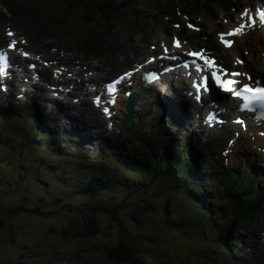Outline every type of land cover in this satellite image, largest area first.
<instances>
[{"label": "rangeland", "instance_id": "1", "mask_svg": "<svg viewBox=\"0 0 264 264\" xmlns=\"http://www.w3.org/2000/svg\"><path fill=\"white\" fill-rule=\"evenodd\" d=\"M4 1L6 0H0V44L2 46L8 43L6 36L8 31L18 32L20 36L29 39L30 45L32 47L34 45L33 49L45 52L49 56V61L54 60L58 63L60 59L66 64H75L76 69L80 68L83 73L86 69H89L94 74L96 82L110 80L117 74L124 72L128 67H131L140 51L148 48L153 38L160 35L169 37L172 32V36H178L188 42L194 49L205 44L209 51L217 55L227 67L235 68V60L233 61V57H230L224 48L216 47L213 43H207L208 40H215L211 11L204 14L195 8V13L192 12V16L179 15L178 12V23L187 29L182 32L180 29H176L175 23L162 22V18L167 14L166 11L169 8L173 10L175 4H177L175 0H155L149 3L143 1L140 8L130 6L128 11L131 13H145L142 15L147 16V22L143 20L144 17L142 16H140L142 18L141 22L138 23L127 24L125 21H121L119 28L123 32H118L117 36H110L108 41L109 46L118 45L113 48L117 52L122 50L118 42L122 43L123 40L129 42L131 48L129 52L132 55L125 58L120 54H111L105 56L103 63L83 55L73 45V41L77 44L80 42L84 48V44L79 39L78 30L68 27L67 24V28L62 27L61 29V26L55 24L54 19L46 21L39 18L38 26L40 27L51 29V26H56V30L61 29L62 32H68L66 35L63 32L62 37L57 36V39L48 43L30 33L37 32L33 28L29 29L30 32H24L25 21L17 23L16 17H14L18 26L11 22L9 12L17 11L20 14L22 9L20 5L24 3L32 4L35 0H7L9 6L13 5L12 10H10V7L7 9ZM75 1L78 2V0ZM83 1L93 9L96 6L95 2L100 0ZM194 1L188 0V3L193 5ZM56 3L57 0L38 1L39 7L42 6L50 10L52 9L50 4L54 5ZM4 7L7 9L6 11ZM212 12L214 13V11ZM55 14L60 17L59 14ZM196 18L199 19L200 23L203 22L205 29L212 30V33H204L208 38H201L202 30L192 32L196 29H191L189 22H194ZM129 22H131V19ZM145 25L148 33L143 41H138L142 39L131 36L135 26ZM43 36L45 35L43 34ZM133 41H138V46L135 48H132ZM110 56L113 60H106ZM74 59H78V62ZM86 75L90 76V74ZM23 82L26 81L23 80ZM24 92L25 90L18 83L10 85L6 92L0 90V264H112L102 251L116 245L115 243L119 239L117 232L120 227L123 228L122 232L129 231L136 235L138 242L145 249L150 247L155 253V255L147 253L141 255L142 264H165L164 259L161 261L157 257L160 256L159 253L171 257L178 264H182L184 261L187 264H205L207 262L204 260L206 258L203 257V254L207 255L212 250L211 245L205 246L204 250L200 252V249L205 245L204 233H206V228H202L198 224L199 215L194 208L191 212L187 204L183 203L182 206V197L179 195L180 189L174 187L165 190L158 178L152 179L149 176L137 180L130 169L123 168L119 162L109 157L110 151L105 148L107 147L106 144L102 145L106 150L101 146L88 148L87 145L86 147L85 143L87 141L91 142L86 136H90L91 133L96 137L105 138L95 131L94 120L88 113L80 114L75 110H67L62 113L60 110L59 112L47 106V102L40 98L39 93L36 94L37 97L28 99L22 97L27 94ZM36 107L38 111L35 109ZM43 107L45 110L47 108L45 112L48 113L40 109H43ZM152 110L153 112L148 113L145 109L144 114L137 115L134 122L130 124L129 133L138 138L132 146L127 145L124 141L125 133L120 134L117 139H112V141L121 146L119 151H123L128 147L131 154H141L136 148L140 151L143 150L139 142L141 138H144V140H147L145 145H149L155 151L150 155L151 163L155 159H159L161 164L165 165L164 168L168 167L172 171H184L175 148L166 141L171 137L170 134L176 133V129L172 130L171 116L166 117L167 121L161 123V121L158 122L159 117H162L161 114L155 113L154 109ZM155 116H158V118L155 119ZM41 119H47V121L44 120V123ZM24 121H28V123ZM29 126H32L35 132L32 133V130H30V136L37 138L39 144L31 141L25 144L22 133ZM80 127H84L81 133L83 136L81 141L74 138L77 132H80ZM19 134H21L20 137ZM186 134L188 135V132ZM179 139L181 138L178 136L177 140ZM194 139L204 144L205 140L201 136L197 135ZM208 140L210 141V138ZM41 142L45 143L41 145ZM223 142H226L224 137ZM101 143L102 140H99L98 145H101ZM211 146L210 148H213L211 158L214 157L218 168L219 151L222 150L224 145L217 148L216 143L211 142ZM6 151L8 152L7 158L4 157ZM170 162L176 168L170 167ZM149 167L153 168V165L150 164ZM97 173L113 180V187L116 186L107 194L103 188L99 187L103 193H100L102 196H99L97 201L106 206L110 205V210L118 212V219L112 221V215L102 213L100 216H96L102 228V232L98 237L86 239L83 234L81 237H74L72 234L82 228L78 222L86 224L87 220H91L89 216L93 214V210L87 206L86 201L78 202L87 199V197L81 199L84 195H81L79 190L88 184L87 180L84 181V179ZM82 181L83 184L81 185ZM214 182L216 189L217 185L220 184ZM202 185L204 184L201 183ZM224 185H221L222 191ZM175 186H180L185 191L189 187L187 183L182 181L176 183ZM125 194L132 196L128 200L138 198L154 201L156 214L150 215L149 213V216H144V219L140 220L139 223L134 218L131 219L130 207H121L116 204L117 201L125 198ZM133 206L135 207V205ZM186 217L191 224H195L193 229L183 228L180 218L186 219ZM174 225L179 227L174 228ZM239 226V237L243 240V244H235L234 251L245 250L250 245L253 246L256 241L255 235L261 228L260 225L254 228L253 232L248 225L239 222ZM153 227H157V230L155 231ZM151 231L155 232L153 236L154 238L157 237V240L148 244L146 235ZM12 235L13 240L9 238ZM92 246L98 252L93 254ZM20 257H25V262L21 263ZM259 258L264 261V256H259ZM127 264L137 263L127 262Z\"/></svg>", "mask_w": 264, "mask_h": 264}, {"label": "trees", "instance_id": "2", "mask_svg": "<svg viewBox=\"0 0 264 264\" xmlns=\"http://www.w3.org/2000/svg\"><path fill=\"white\" fill-rule=\"evenodd\" d=\"M39 1V0H37ZM138 0H129V4L124 6L123 2L120 4V0H118V4L115 0H100L96 1V6L92 9L90 8L83 0H57L56 4H50L52 6V9H45V7H39L32 4H25L23 9H21V15L24 18L25 23L34 24L35 26H38V19L41 18L43 20H50L54 19L55 24L62 27L69 26L71 28H74L79 34V39H81V42L84 44V49L87 53H99L101 55L106 54L109 51H113L111 47L108 48V45L106 44V38L114 35L115 33H118L119 27L116 28V25H121V21H126L130 19L132 16L135 17V20L137 19L136 15L128 11V8L131 4H135ZM151 1V0H148ZM8 7L12 8L8 5ZM27 10V11H26ZM59 14L60 17L55 14ZM18 14L17 11H15V16ZM29 15V16H28ZM20 16V15H19ZM129 21V20H128ZM67 24V25H66ZM103 24V26H102ZM99 25L101 27V30H96L95 26ZM106 26V27H105ZM86 27V29H85ZM61 29H58L62 31ZM122 32V31H121ZM68 34V32H65V35ZM80 46L82 44L79 42ZM83 47V46H82ZM101 52V53H100ZM104 52V53H103ZM4 157H8V152L6 151L4 153ZM136 165V164H135ZM156 165H159V167L162 165L161 162H156ZM163 167V165H162ZM135 168H140L139 166H135ZM162 169V168H160ZM156 178L159 176L164 177L166 180L163 181V184H170L169 187L172 186L171 180L172 176H165L161 171L153 173ZM182 177V176H181ZM187 181H191L193 183V178L188 177ZM104 179H100L102 182ZM107 183L102 184L101 189L103 188L106 193L111 192V188L109 184H112L110 180H105ZM199 186L196 183L194 189L190 190L192 192L190 195L198 200H201L203 202V199L201 197H198V190ZM95 183L94 176L91 178V181L88 182L87 187L83 188L82 193L86 197L94 198L96 195L101 193V190ZM201 193V192H200ZM63 206V205H62ZM98 211H93V214L90 215L91 220H87L86 224H82V222H78L79 226L82 227L81 230L78 229L74 232V237H81L83 234V237L86 239H95L96 236L100 235L101 229L98 224V220L96 218V213ZM99 212H103L102 209ZM153 214L155 212V207L150 204H144L140 205L134 212L136 215L134 220H137V222H140V219L144 213ZM204 215L207 217L208 211H203ZM147 214V216H148ZM114 215H116L114 213ZM240 215L247 219H253L257 216H259V213L248 209V208H242L240 211ZM244 218V219H245ZM141 226V225H140ZM79 227V228H80ZM179 226L174 225V228H178ZM155 230V229H154ZM153 231V229H152ZM147 233L146 241L148 244L154 243L157 240V237L154 238L153 234L155 232ZM156 231V230H155ZM69 235V234H66ZM214 243L216 247H211L212 250H210L207 255L205 253L203 254L204 259L207 261L205 264H225L219 261H214L217 257H219L222 253L221 248L224 252H227L226 247L229 245L226 236L224 237V233L219 232V236L217 235V239L210 240ZM164 243V242H163ZM112 248L102 251L107 257L110 263L112 264H127V262H135L137 264H142L140 260V256L144 254L142 248L138 247V239L130 234L129 232L121 233L120 238L118 239V242L115 243ZM221 248H219V246ZM204 250V249H202ZM201 250V251H202ZM93 254L98 252V250L94 249L92 246ZM165 264H178L176 261L170 259H164L163 260ZM216 262V263H215ZM228 262L231 264H236L231 259L228 258ZM181 264V263H180ZM182 264H187L186 261L182 262Z\"/></svg>", "mask_w": 264, "mask_h": 264}, {"label": "snow or ice", "instance_id": "3", "mask_svg": "<svg viewBox=\"0 0 264 264\" xmlns=\"http://www.w3.org/2000/svg\"><path fill=\"white\" fill-rule=\"evenodd\" d=\"M260 15L264 17V12H261ZM191 27V25H189ZM241 29L239 27L236 28L235 32L229 33L230 36H235L241 33ZM9 36L12 35L11 32L8 33ZM221 44L224 45L225 48H230L232 46V40H225L223 36L220 38ZM177 48L180 47V44L177 42L175 44ZM15 48V42L9 45V49L13 50ZM24 57L27 58V53H23ZM190 56L196 57L204 62L206 66L211 70V74L209 79L215 82V87L222 91L223 93H234V95L238 98H241L245 101V109L249 112L252 111L251 104L253 101L258 100L264 102V86H252L251 84H244L240 86V82L234 79H229V77L239 76L240 73H230L227 72L223 67L218 66L214 59L207 58L203 55L202 51L191 52ZM6 56L0 54V62H6ZM215 69V70H212ZM7 67H5L0 74L6 73ZM199 71V70H198ZM247 76V74H244ZM251 81V77H247ZM116 83H120L119 80ZM239 88V90H236ZM108 89L112 92L113 86L111 84L108 85ZM114 103V102H113ZM104 114L106 116H110V111L108 108H104Z\"/></svg>", "mask_w": 264, "mask_h": 264}, {"label": "bare ground", "instance_id": "4", "mask_svg": "<svg viewBox=\"0 0 264 264\" xmlns=\"http://www.w3.org/2000/svg\"><path fill=\"white\" fill-rule=\"evenodd\" d=\"M24 1V0H23ZM13 6V5H12ZM11 6V7H12ZM10 10H11V8H10ZM0 12H1V10H0ZM13 12V11H12ZM10 14V13H9ZM16 15H18V16H15V13L13 14V17H16V22L17 23H19L20 21H24V18L20 15V14H16ZM20 15V16H19ZM4 16V15H3ZM5 17V16H4ZM16 23V24H17ZM2 24V23H1ZM64 27H66V26H64ZM69 27V26H68ZM67 28V27H66ZM4 29H6V28H4ZM66 30V29H65ZM180 30H181V32L182 31H186L187 29L185 28V27H180ZM11 31V30H10ZM63 32H65V31H63ZM252 32H255V33H257V34H259V35H261V36H263V34H264V29H260V28H257V30H255V31H252ZM18 33V32H17ZM249 33V32H248ZM19 34V33H18ZM68 36V35H67ZM72 38V37H71ZM39 42V41H38ZM43 42V41H42ZM44 43V42H43ZM42 45V44H41ZM35 46H36V43H35ZM44 46V45H43ZM33 47H34V45H33ZM32 47V48H33ZM38 50V49H37ZM175 52H176V54L177 55H179L180 54V51H179V48L178 49H173ZM39 51V50H38ZM230 54H228L229 56H231L232 54H234L238 59H240V53L238 52V50L234 47V48H232L231 50H230ZM101 53V52H100ZM104 53V52H103ZM99 54V53H98ZM105 54V53H104ZM108 58V57H107ZM98 62V61H97ZM261 62H263V58H261L260 59V63ZM104 65V64H103ZM94 66V65H93ZM260 66V65H259ZM183 66H181V68H182ZM248 72L249 73H252V74H258L259 73V70L257 71V70H254V69H252V68H250L249 70H248ZM78 84L79 85H81V82H78ZM78 87V88H77ZM79 86L78 85H75V89H76V91H78L79 92ZM139 88H141V84H139ZM131 89V88H130ZM131 91V90H130ZM99 93H101V91L99 90ZM149 94H151V92H149V90H147V91H145L143 94H142V98H141V101H140V103H139V106H142L144 103H145V101H146V99H147V97H148V95ZM38 95V94H37ZM82 97V94H78V97L74 94V95H72V99L73 100H76V102L74 101V102H72V108H74V109H76V111H78L80 114H83L84 112H86L87 110H89L91 113V116H93V118H94V121L96 122L97 121V118L99 117L98 115H97V113L95 112V111H93L92 112V110H90L89 109V103L88 102H86L87 101V99H82L81 98ZM78 98H81L82 100H79ZM28 100V99H27ZM37 101V100H36ZM158 102H161L160 100H158ZM34 104V103H33ZM120 105H121V107H123L124 106V99H123V101H122V103H120ZM23 106V105H22ZM32 106V105H31ZM192 107H194V105L192 104L191 105ZM41 107V106H40ZM138 107V106H137ZM32 108V107H31ZM30 109V108H29ZM35 109H37V107L35 108ZM41 110H42V108H40ZM46 110H47V108H46ZM55 110V109H54ZM163 110V109H162ZM34 111V110H33ZM37 111H38V109H37ZM136 111H138L137 109H136ZM195 111L197 112V113H199V114H201L203 111H201L200 109H198V108H195ZM45 112V111H44ZM60 112V111H59ZM163 112H165L164 110H163ZM194 112V111H193ZM27 113V112H26ZM45 113H48V112H45ZM166 113V112H165ZM31 114V113H30ZM44 114V113H43ZM56 114V113H55ZM58 114V113H57ZM60 114V113H59ZM122 114H123V112H122ZM49 115V114H48ZM28 117V116H27ZM62 117V116H61ZM56 118V117H55ZM33 119V118H32ZM52 119H54L53 117H52ZM57 119V118H56ZM42 120V119H41ZM45 120V119H44ZM45 121H47V119L45 120ZM50 122H51V120H50ZM66 122V121H65ZM191 122H192V119H191ZM41 123V122H40ZM45 123V122H44ZM192 124V123H191ZM98 125H99V127H101L102 126V124L101 123H98ZM229 127H230V123H228L227 124ZM55 126V125H54ZM58 127V126H57ZM67 128V127H66ZM59 130V129H58ZM221 130V129H220ZM219 130V131H220ZM60 132V131H59ZM192 132H194V133H196V132H199V128L196 126V125H194L193 126V128H192ZM62 133V132H61ZM71 134V133H70ZM181 135V134H180ZM60 136H61V134H60ZM241 138H245V142H252L253 144H258V145H261V144H264V139H262V138H264V127H249L248 128V130L245 132V134L244 133H241ZM252 138H255L254 139V141H252ZM166 141H168V140H166ZM249 144V143H248ZM235 146H237V147H242V145L236 140V142H235V144H234ZM156 147V146H155ZM161 147V146H160ZM158 150V149H157ZM181 154H180V152H179V156H180ZM262 156V158L264 159V155H261ZM117 162V161H116ZM258 168H260V167H258ZM116 175V174H115ZM112 178V177H111ZM94 179H95V183H96V185L98 186V187H102V184H101V181H100V179L98 178V176H94ZM113 181V180H112ZM111 181V182H112ZM101 193H103V192H101ZM249 257V259H251V256L249 255L248 256Z\"/></svg>", "mask_w": 264, "mask_h": 264}]
</instances>
